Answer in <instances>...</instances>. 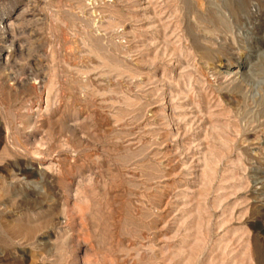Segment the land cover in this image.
I'll return each instance as SVG.
<instances>
[{
  "label": "rangeland",
  "instance_id": "374dc122",
  "mask_svg": "<svg viewBox=\"0 0 264 264\" xmlns=\"http://www.w3.org/2000/svg\"><path fill=\"white\" fill-rule=\"evenodd\" d=\"M0 264H264V0H0Z\"/></svg>",
  "mask_w": 264,
  "mask_h": 264
},
{
  "label": "bare ground",
  "instance_id": "6f19581e",
  "mask_svg": "<svg viewBox=\"0 0 264 264\" xmlns=\"http://www.w3.org/2000/svg\"><path fill=\"white\" fill-rule=\"evenodd\" d=\"M216 72V71H215ZM214 75V74H213ZM237 75V74H236ZM216 85L218 86H223V85H228L227 87H229L230 84H233L236 82L237 77L235 78L234 75L230 74V73H223L221 71L216 72L215 75L213 76ZM243 80V79H242ZM238 82V81H237ZM225 87V86H224ZM219 88V87H218ZM226 89V87L224 88Z\"/></svg>",
  "mask_w": 264,
  "mask_h": 264
}]
</instances>
